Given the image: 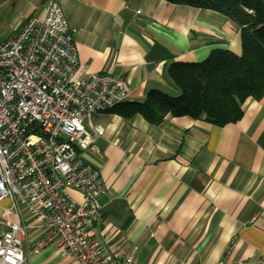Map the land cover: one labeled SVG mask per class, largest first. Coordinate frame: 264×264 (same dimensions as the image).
Returning <instances> with one entry per match:
<instances>
[{
    "label": "crops",
    "instance_id": "0c3cea01",
    "mask_svg": "<svg viewBox=\"0 0 264 264\" xmlns=\"http://www.w3.org/2000/svg\"><path fill=\"white\" fill-rule=\"evenodd\" d=\"M88 72L123 76L130 95L177 91L166 74L172 61L197 62L215 48L241 51L239 33L220 12L166 0H58ZM46 0H0V38L43 13ZM97 151L81 154L106 184L94 238L132 264H264V93L248 98L235 123L216 126L190 116L152 125L109 110ZM80 199L81 195L70 191ZM0 203V232L17 220ZM26 264H76L49 245L27 244L42 231L28 215Z\"/></svg>",
    "mask_w": 264,
    "mask_h": 264
},
{
    "label": "built area",
    "instance_id": "2783aa9c",
    "mask_svg": "<svg viewBox=\"0 0 264 264\" xmlns=\"http://www.w3.org/2000/svg\"><path fill=\"white\" fill-rule=\"evenodd\" d=\"M74 32L59 1L46 0L39 17L0 38V203L18 217L0 232V264H26L25 214L42 231L28 254L53 245L76 264H132L94 238L107 189L81 156L104 134L95 115L127 101L130 89L119 73L79 64Z\"/></svg>",
    "mask_w": 264,
    "mask_h": 264
},
{
    "label": "trees",
    "instance_id": "16d2710c",
    "mask_svg": "<svg viewBox=\"0 0 264 264\" xmlns=\"http://www.w3.org/2000/svg\"><path fill=\"white\" fill-rule=\"evenodd\" d=\"M166 1L225 15L239 33L240 53L215 48L202 61H172L166 74L177 96L152 89L143 99L127 100L109 111L126 119L141 115L156 126L185 115L216 126L237 122L244 102L264 93V0Z\"/></svg>",
    "mask_w": 264,
    "mask_h": 264
}]
</instances>
